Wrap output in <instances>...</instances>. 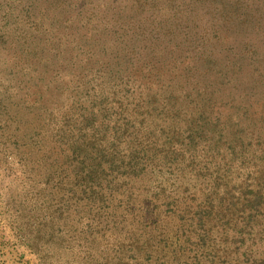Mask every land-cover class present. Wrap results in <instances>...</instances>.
<instances>
[{
  "label": "rangeland",
  "instance_id": "1",
  "mask_svg": "<svg viewBox=\"0 0 264 264\" xmlns=\"http://www.w3.org/2000/svg\"><path fill=\"white\" fill-rule=\"evenodd\" d=\"M0 264H264V0H0Z\"/></svg>",
  "mask_w": 264,
  "mask_h": 264
}]
</instances>
